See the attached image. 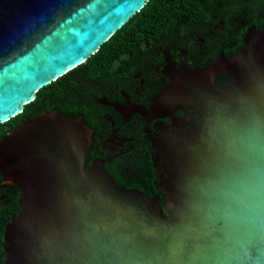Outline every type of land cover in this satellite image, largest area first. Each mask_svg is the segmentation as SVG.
<instances>
[{
	"label": "water",
	"instance_id": "1",
	"mask_svg": "<svg viewBox=\"0 0 264 264\" xmlns=\"http://www.w3.org/2000/svg\"><path fill=\"white\" fill-rule=\"evenodd\" d=\"M149 1L0 0V125ZM244 44L174 72L139 111L185 114L151 141L164 213L158 198L87 166L92 131L80 117L43 112L2 137L3 184L19 193L2 264H264V29L248 27Z\"/></svg>",
	"mask_w": 264,
	"mask_h": 264
},
{
	"label": "flooded vegetation",
	"instance_id": "2",
	"mask_svg": "<svg viewBox=\"0 0 264 264\" xmlns=\"http://www.w3.org/2000/svg\"><path fill=\"white\" fill-rule=\"evenodd\" d=\"M165 6L177 8V12L159 18L142 14L144 7L120 29L139 17L137 26L121 44L111 46L110 53L97 56L102 47L115 38L118 30L97 53L74 69L64 84H60L61 102L55 110L77 114L76 118L80 117L88 125L92 143L87 166L97 163L113 178L115 174L137 178L148 165V156L156 171L151 141L161 134L163 126L175 129L185 114L178 110L172 118L153 119L144 117L139 111L150 108L153 99L170 85L174 72L206 67L220 55L234 54L230 52L236 48V35L245 34L250 27L245 17L238 19L232 10L217 9L209 18L191 22L186 12L179 14L180 8L186 7L184 5L163 4L154 8L160 10ZM243 15L248 17L246 13ZM227 82V78L219 77L215 81L216 84ZM27 106L3 128L4 136L28 119ZM184 123L181 121L178 126L183 127ZM157 175L156 171V178ZM3 181L0 170V236L3 229L4 237L5 227L12 220L14 190L18 189L4 185ZM158 182L157 178L153 184ZM149 197L160 200V209L164 213L163 194L164 201L156 194Z\"/></svg>",
	"mask_w": 264,
	"mask_h": 264
},
{
	"label": "trees",
	"instance_id": "3",
	"mask_svg": "<svg viewBox=\"0 0 264 264\" xmlns=\"http://www.w3.org/2000/svg\"><path fill=\"white\" fill-rule=\"evenodd\" d=\"M175 5L180 4L181 6L184 5L186 7L180 8V13L182 15L183 12H186L191 20L197 21L199 19H206L209 18L217 9L223 11H234L237 13V18L245 17L246 20L249 21L248 26H254L256 29L262 30L264 29V0H150L145 8L141 11L144 15L149 16H160L166 17L167 15L170 17L171 13L177 12V8L174 7H162L160 10H155L156 5ZM164 13V14H163ZM244 13L247 14L248 17L243 15ZM139 17L136 16L132 22H130L125 28L120 30L113 40H111L107 45L102 47V50L98 53L97 56L103 55L104 53H110L109 49L111 46L115 44H121L123 42V38L130 35L132 30L137 26ZM244 33L237 34L236 36V48H234L230 53H235L240 50L245 49V44L243 41ZM104 57V56H102ZM74 71L69 72L68 74L64 75L62 78L57 80L56 82L51 83L50 85L42 88L38 93L35 101L27 106V110L29 113L26 115L28 118L39 115L43 112H51L57 108H59V101L61 102V91H60V84L67 81L70 76L73 74ZM220 79H225L226 77H219ZM62 115L67 117H77V114H72L67 111L61 112ZM15 119V118H14ZM13 120V119H12ZM6 122L0 125V136H4L5 128L9 123ZM9 129V128H8ZM7 132V131H6ZM152 151V149H151ZM120 172V171H119ZM155 169L152 167L151 160L148 156V165L145 166L144 170L139 172L137 178L132 175L123 174L118 175L115 174L114 178H116V182L118 185L123 189H136L139 191L144 192L148 196L152 194H156L160 196L162 201H164L161 192L158 188L153 184V182L157 181L155 177ZM15 192V199H14V210L12 219L17 215L19 211L18 206V198L19 193L17 190ZM10 221V220H9ZM3 232L1 231L0 236V264L5 259V252L2 249L3 246Z\"/></svg>",
	"mask_w": 264,
	"mask_h": 264
}]
</instances>
